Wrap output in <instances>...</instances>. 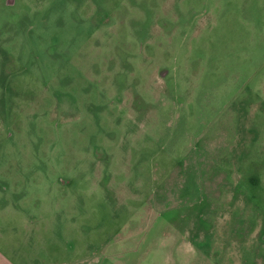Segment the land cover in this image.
<instances>
[{"label":"rangeland","instance_id":"374dc122","mask_svg":"<svg viewBox=\"0 0 264 264\" xmlns=\"http://www.w3.org/2000/svg\"><path fill=\"white\" fill-rule=\"evenodd\" d=\"M0 252L264 264V0H0Z\"/></svg>","mask_w":264,"mask_h":264},{"label":"crops","instance_id":"0c3cea01","mask_svg":"<svg viewBox=\"0 0 264 264\" xmlns=\"http://www.w3.org/2000/svg\"><path fill=\"white\" fill-rule=\"evenodd\" d=\"M0 264H13V263L8 259L7 255H4L3 253L0 252Z\"/></svg>","mask_w":264,"mask_h":264}]
</instances>
